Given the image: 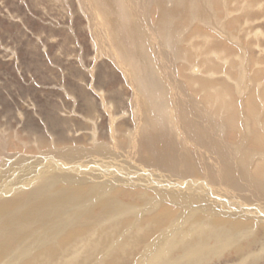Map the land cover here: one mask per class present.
<instances>
[{
  "label": "rangeland",
  "instance_id": "374dc122",
  "mask_svg": "<svg viewBox=\"0 0 264 264\" xmlns=\"http://www.w3.org/2000/svg\"><path fill=\"white\" fill-rule=\"evenodd\" d=\"M199 1L200 4L208 6L212 16L217 15L218 19H221L220 28L208 32L212 35L209 41L222 43L229 53L225 56L215 47L207 50L208 53L212 52L214 56L223 60L220 64L222 68H219V64L217 66V71L221 69L220 74L214 72L212 77L216 78V81L223 80V82L227 81L225 79L227 72L228 76L236 77L232 72L237 70L238 66L235 67L237 61L231 54H243L249 60L248 67L252 73L250 79L257 78L253 77L257 72L261 73L257 86H261L262 96L264 93V0H258L260 8L254 4L248 9L247 15L250 14L248 17L251 19L248 24H251L248 27L251 31L248 33L250 36L247 35L248 38L236 33L237 26L230 27L229 23L233 21L236 13L232 11L225 13L222 0L220 6L216 5V0ZM94 3H97L96 0H0V206H4L9 211L14 210L22 203L24 196L34 188L53 185L52 191H55L67 189L71 187V183L81 187L82 192H90L95 186L99 195L107 196L106 200L109 199L108 196L115 200V204H109L108 209L103 208L104 202L98 199L99 195L88 203L89 198L83 196L65 204V213L74 214L73 220L76 224L73 228L70 227L66 234L73 232L77 238L68 236L62 248L63 252L53 253L54 257L51 261L43 257L35 264H264V212H261L260 219L252 218L248 213L238 215L222 203L228 198L229 167L211 168L208 173L212 177V187L221 190L222 183L226 182L225 191L220 192L221 202L213 198V193H208L203 183H200L203 189L189 184H187L188 188H182L180 185V199L169 201L164 197L165 192L164 198L160 199L158 188L163 186V183L176 179L181 181L182 173H177L180 167H176L173 172L158 171L154 168L156 171L151 172L150 170L153 169L150 166L153 164L146 163L143 159L146 152L127 153L129 137L136 128L135 111L130 101L138 87L133 83L132 88V84L121 70L119 60H122L124 55L118 54L115 57L112 49H107L105 53L100 52L96 47L89 18H95L98 25L105 19L104 11ZM154 8L153 5L148 4L146 14L147 24L152 26L156 21ZM255 13H260V16L254 17L252 21V15H256ZM197 24L191 28L194 26L207 28L203 24H198L199 26ZM184 25L190 26L192 23L184 21ZM200 28L198 32L201 35L197 37L198 40L204 39L206 34ZM176 30L178 32L180 28L177 27ZM189 30L190 28L182 29L184 35L182 42L187 39ZM256 30L259 34H250ZM179 37L181 38L182 34ZM198 40L194 42L195 45ZM253 43L255 46L252 47ZM257 43L261 45V55ZM180 44L181 47L186 48L184 43ZM259 56H261V64H256ZM199 57V54H195L191 62L188 63L186 60L179 62L180 72L174 70L177 76L175 78L179 80L182 75H190L191 63L195 62V67L199 68L201 66L197 59ZM210 73L212 75V72ZM253 81L255 82V79ZM230 86L233 88L232 93L238 111L236 128L230 130L225 122L211 118L215 126L214 131L216 129L213 132L218 136L217 141L227 150L229 149V152H234L236 147L238 149L240 147L250 159L249 148H257L259 152L261 148L264 150V129L263 126L259 128L263 134L262 142L254 141L253 144V140H250L252 134L244 132L245 95L237 92L233 84ZM250 90H253L252 87ZM191 96L198 101L193 93ZM256 100V104L260 103L259 108L261 100L258 98ZM245 104L248 105L247 101ZM259 112L257 119L261 124L264 122V114L261 116L262 108ZM175 119L177 121V116L171 112L169 124L172 123L170 126L174 132L179 125ZM174 132H172L174 138L178 139L176 142L181 138L183 140L179 143L188 140L186 142L188 147L186 144L183 146L186 152L190 154L196 152L194 140L185 138L180 131L179 134ZM103 146L107 148L106 151L104 150V155L99 153L101 152L99 149ZM113 146L117 148L112 150ZM72 151L74 154L80 153V156L74 155L79 157L77 162L69 161L62 156V153L60 157L62 159L65 157L67 162L63 166H55L50 164L52 162H47L50 156H56V152ZM93 158L95 159L92 160ZM6 161L8 164L4 165ZM44 162H47L46 165ZM61 170L67 174L63 173V175ZM56 171L60 175L56 174ZM246 171L251 172L250 167ZM19 172H22L21 177L18 175ZM148 172H151L150 176ZM96 176L98 180L93 181ZM192 177L193 179L190 180L192 184L197 183V180L204 182L196 171L190 178ZM158 178L163 181L160 185H155L152 180L158 181ZM96 190L95 195L98 194ZM243 194V198L250 201L249 205H257L251 194ZM149 201H154L150 208L147 204ZM241 204L245 202L242 201ZM235 210L239 212L242 208ZM41 219L37 217L38 222ZM194 219L200 220L197 223L199 229L194 225L195 222L192 221ZM216 219L219 222L215 221ZM23 221L24 227L27 225L29 228L31 219L25 215ZM32 231L21 235L10 246L12 250L15 251L28 244L31 241L29 233ZM181 237L187 239V243L184 244L185 249L180 246L182 242L180 244L178 242L181 241ZM61 238L64 236L59 239ZM96 243L99 244L97 249L94 246ZM8 258L0 257V264H5ZM16 264H34V262L30 260L29 254L23 253L18 257Z\"/></svg>",
  "mask_w": 264,
  "mask_h": 264
},
{
  "label": "bare ground",
  "instance_id": "6f19581e",
  "mask_svg": "<svg viewBox=\"0 0 264 264\" xmlns=\"http://www.w3.org/2000/svg\"><path fill=\"white\" fill-rule=\"evenodd\" d=\"M96 2L97 3L94 4H98L102 11H104L103 13L105 19L103 22L104 24L102 23L98 25L94 20L95 18H89V21H91L90 29L92 32V38L97 44L96 47L99 48L98 50L100 52L105 53H107V49H112L115 57H117L118 54H120V56L124 55L125 57H122L123 59L119 60L121 70L132 84V88L133 83L138 87L137 92H133V96L130 101L135 111L134 116L136 128L135 131H133L131 137H129V143L127 144L126 148L128 151L127 153L129 154L130 151V153L135 151L138 152V154H141V152H146V155L143 157V159L144 162H150L155 166H150L152 167L151 169L154 168L158 171L167 170L166 172H173L175 171L176 167H180V170L178 169L177 173H182L180 176L181 181L174 178L176 181H170L163 183V186H158L160 199H163L164 197L169 201H171V199H180V185L182 188H188L187 184H189L193 187L203 189L202 184H200L203 183L205 184L204 187L208 190V193H213V198L221 202L219 198L220 192L225 191L226 182L222 183L221 190H219V188L212 187V177L208 173L211 168L221 169L223 167H229L228 170L230 175L228 179V198L225 201H222V203H225L229 209L234 210V213L238 215H246L248 213L252 218L260 219L261 212H264V150L261 148V152H259L257 148H249L248 151L251 152L250 159L249 157H246L247 155L245 154V150L242 148L240 149V147L239 149L236 147V149L233 150L234 152H229V149L227 150L226 147H223L220 142L217 141L218 136L216 133H214L216 129L214 131L215 126L214 123L212 124V119L215 118L217 121L220 120L225 122L230 130H235L237 118L236 115L238 116V111L236 110V101L232 93L233 88L230 86V84H233V87L237 92L244 93L245 95L243 102V107L245 108V111H243L245 126L244 132L252 134V137L250 135V140H253V144L254 141L262 142L264 137H262L264 133L262 134L259 130L261 126H263L264 129V122L259 124L257 119V115L260 114L259 111H261V108V116L264 114V93L261 96V86H257L259 83L258 79H261V73L256 71L257 73L254 74L253 77L257 78L250 79L249 76H251L252 73L248 67L249 60L246 59L243 54H231V56L235 57V60L237 61V63L235 62V64H237L235 67L238 66V72L237 70L236 72H232L231 70V72L234 73L236 77L233 75L230 76H233L237 79L228 76V72L225 73V79L228 82H223V80L216 81V78H213L214 72L220 74L221 69H218L217 71V66L218 64L220 65L223 60L219 59L217 56H214L212 52L208 53L207 50L215 47L216 50L220 51L223 55L226 56L229 54L228 49L224 47L222 43L217 41H209V38L212 35L208 34V32L219 29L221 26V19L219 20L217 15L212 16L208 6L200 4L199 0H96ZM222 3L225 7V13H229L230 11L236 13V15L233 17V21L229 23L230 27L234 28L232 26H237V29L235 30L236 33L244 35L248 38V36H250L248 33L251 32L248 29V27L251 25H248L249 21L251 20L250 17H248L250 14L247 15L249 13L248 9L253 7L254 4H256L257 8H260L261 5L258 4V0H222ZM148 4L153 5L155 7L154 10L156 9V21L154 26L149 25V23L147 24L148 19L146 18V14ZM220 4V0H216V5L220 6ZM255 14L256 15H252V21L254 17L260 16V13ZM237 15L238 17H235ZM226 18L229 19V17ZM184 21H191L192 25L185 26ZM196 23L203 24L208 29L200 28L198 24V28L197 26L191 28V26ZM177 27L180 28L178 32L176 30ZM188 28H190V30L186 36L187 39L182 42L184 37L182 29ZM199 28L202 29L204 33H206L205 38L202 40L197 39V37L201 35V33L198 32ZM258 32L259 31L256 30L254 33L250 34L257 35L259 34ZM180 34H182L181 38L179 37ZM196 40H198V42L195 45L194 42ZM180 43H184L183 45H185L186 48H184V46L181 47ZM255 43H253L251 46H255ZM242 49L244 50V48ZM257 49L259 55H261V45L258 44ZM195 54H199L200 57L197 59H199L201 66L198 68L195 67V62L194 64L191 63L190 67L193 73L191 72L190 75H182L181 78L177 80L175 78L177 76H175L174 70L177 69V71L180 72L179 62L186 60L189 63L192 61L193 55ZM120 56L119 59L121 58ZM256 60V64H261V56H259V59ZM231 66L232 68L234 67L233 62L231 63ZM219 68H222L221 65ZM195 71H199L200 74L195 73ZM210 72H212V75ZM254 79L255 82L253 81ZM250 87H252L253 90H250ZM191 93L194 94V97H196L198 101L191 96ZM198 96L199 98H197ZM256 98L261 100V105L259 106L260 109L258 108L260 103L256 104ZM245 101H247L248 105L245 104ZM199 104H201V106ZM171 112L177 116V121L179 124L177 127L178 129L176 128L175 131L177 133L180 131L183 136L185 135V138H191L194 140L196 143V152H192V154H190L184 150L185 148L183 149V146L188 144H186L188 140L185 141V143L184 141H182L183 143H179L181 140H183L181 138L179 142H176L178 139H176L177 137L174 138L175 135L172 134V132H174L170 126L172 123L169 124ZM231 146L229 145V147ZM186 147H188V145ZM116 148L117 146H113L111 149L113 150ZM106 149L103 146V148L99 149L101 151L99 153L104 155V150L106 151ZM237 152H239L238 155ZM61 153L62 156L68 158L69 161H78L79 157L74 156L77 153L74 154V151H72L59 153L56 152L57 157L52 155L50 156V160L47 162H52L50 164L55 166H63L66 160L65 157H63L64 159L60 157ZM77 155L80 156V153ZM55 158L61 159L59 160ZM94 159L95 158L92 160ZM3 160L5 161V159ZM102 161H105V159H102ZM4 163V165H6L7 161ZM125 164H127V162ZM48 165L45 169H47ZM79 167H81V165ZM105 167L107 170H109L107 164H105ZM248 167H250L251 171L249 173L246 171ZM5 168L7 170V166ZM104 168L102 171H104ZM154 169L150 171L155 172L156 170ZM13 171L15 172V170ZM57 171L56 174H59ZM61 171L63 174V170ZM195 171L199 173L201 176L200 179H202L204 182L197 180V183L193 182L194 184H192L190 180H192L193 177H190L193 176ZM151 172L147 173L148 176L151 175ZM50 173L49 175L51 176ZM20 174H22V172H19L18 175L20 176ZM64 174L66 175L67 173ZM101 174L103 175L104 173L102 172ZM86 177L90 176L86 175ZM94 180H98V177L96 176L93 181ZM161 181L163 180L159 178L158 181H155V179L152 180L155 185H160ZM78 182L84 183V181ZM73 184L71 183V187H67V189H59L55 191H52L53 185H45L40 187L37 186L39 188H34L24 196L22 203L16 209L9 211L4 206H0V257H9L5 264H16L18 257L23 253L29 254L30 260L34 262V264L37 260L43 257H46L47 261H51L54 257L53 253L63 252L62 248L65 244V239L68 236L72 235L73 238H77L74 236L73 232L69 235L66 234V231L70 229V227L73 228L76 224L73 220L74 214H66L64 211V206L68 202L75 199H80L83 196H87L89 198L87 201L88 203L94 200L96 196L99 195V193L97 192L95 186L90 192H82L81 187L74 186ZM191 186L189 187L191 188ZM50 188L51 190H49ZM95 190L98 193L96 195ZM76 191H79L80 193ZM239 191L241 193H239ZM164 192L165 194L163 197ZM243 193L251 194L257 205H249L250 201L243 198ZM105 198H107V196L103 195H99L98 198L100 200L102 199L101 201L104 202L103 208L108 209L109 204H115L113 197L110 198L108 196V200ZM100 200H98L99 203H101ZM239 201L240 203H237ZM242 201L245 202V204H241ZM153 202H147L149 208ZM244 205L248 206L245 207ZM240 207L242 210H240ZM250 208H252V210H250ZM235 209L240 211L237 212ZM25 215L31 219V222H29V228H27V225L24 227L23 217ZM38 216L42 218L39 222L37 221ZM192 221L195 222V226H198L197 223L200 222L199 219H194ZM215 221L219 222L218 219ZM220 222L222 223V221ZM192 229L194 230V228ZM30 230H33L31 233H29V239H31V241L25 246L19 247L13 251L12 247L10 246L16 242L21 235H23L25 232L28 233ZM61 236H64V238L59 239ZM180 240L181 241L178 240L179 244L182 242L180 246H182V249H185L184 244L187 243V239L181 237ZM98 245V243L94 245L96 249Z\"/></svg>",
  "mask_w": 264,
  "mask_h": 264
}]
</instances>
